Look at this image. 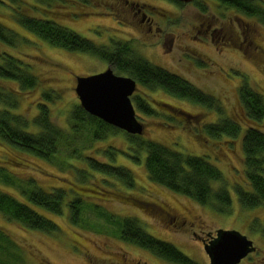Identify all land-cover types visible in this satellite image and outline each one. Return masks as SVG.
I'll list each match as a JSON object with an SVG mask.
<instances>
[{"label":"rangeland","instance_id":"obj_1","mask_svg":"<svg viewBox=\"0 0 264 264\" xmlns=\"http://www.w3.org/2000/svg\"><path fill=\"white\" fill-rule=\"evenodd\" d=\"M59 5L57 20L63 25L100 45L110 43L111 39L130 41L147 60L215 95L226 116L244 119L239 98V86L244 79L264 94V22L223 1L194 0L177 5L170 0H93L91 5H86L64 0ZM0 22L20 35L16 47L0 44V49H7L30 63L39 79L35 88L21 92L16 112L32 121L39 102L45 101L54 121L66 127L70 110L79 103L75 92L77 76L96 74L113 66L95 55L49 44L19 26L7 9L0 8ZM0 81L18 88L12 80ZM44 93L49 94L48 99L44 98ZM135 95L162 110L156 116H149L136 109L144 125L140 137L154 139L184 154L206 156L217 165L232 196L230 213H219L151 181L144 159L134 162L127 155L133 152V147L130 148L121 132L110 133L91 147L88 141L82 154L109 165L129 168L134 178L131 186L114 179L106 180L99 171L90 169L85 159H70L66 149L59 158L84 169L92 175L90 178L88 174L78 173L74 166H60V159L49 162L10 147L2 140L0 163H5L17 177L34 179L44 189L60 186L104 211L136 219L147 233L175 245L196 264H210L204 240L215 236L218 229L238 230L253 240L255 251L240 264H264V207L244 208L235 190L246 178L241 137L230 142L226 136L214 138L201 132L202 126L219 117L217 109L140 85ZM155 100L171 103L194 117L182 123L176 122L178 117L171 114L176 120H169L168 113ZM28 129L36 130V127L31 123ZM0 188L17 193L3 182ZM67 210L66 207L63 215L40 210L59 224L60 230L52 233L25 229L2 214L0 226L27 249L28 264H183L121 239L116 234V226L98 218L91 210L84 212L83 225L73 226ZM175 213L179 217L174 218Z\"/></svg>","mask_w":264,"mask_h":264},{"label":"trees","instance_id":"obj_2","mask_svg":"<svg viewBox=\"0 0 264 264\" xmlns=\"http://www.w3.org/2000/svg\"><path fill=\"white\" fill-rule=\"evenodd\" d=\"M74 1L76 4L82 2L86 5H91L93 2V0ZM171 1L177 5L184 4L178 0ZM220 1L264 22L262 1ZM62 3L64 0H0V8L9 10V14L19 26L49 44L69 51L95 55L110 63L117 74L131 76L137 80L138 85L147 90H162L172 97L192 104L217 109L219 117L202 126L201 132L214 138L226 136L230 142L241 137L246 178L235 186L238 200L244 208L264 207V94L253 88L248 79H244L239 86L244 119L226 116L215 95L182 75L147 60L136 51L130 41L111 39L110 43L100 45L60 23L56 14L60 11L57 9L59 4ZM19 41L20 35L0 22V44L16 47ZM31 69V64L22 57L7 49H0V79L12 80L18 85V88H14L0 81V140L10 147H16L15 149L18 148L49 162L59 160V155L63 153V149H66L69 151L67 156L70 159H85L84 162L86 161L89 168L99 171L106 180L114 179L123 185L131 186L134 178L129 168L109 165L102 162L103 160L82 154V150L88 147V141L91 147L94 142L105 138L108 134L121 132L128 140L130 148L133 147V152L127 155L134 162H142L144 159L151 181L172 192L210 206L219 213L231 212L233 200L223 172L206 156L184 154L154 139L140 137L142 134H129L91 115L80 102L74 104L70 110L66 127L54 121L50 107L45 101L39 102L38 112L32 121L20 112H16L19 108L21 92L33 89L39 84L37 75ZM48 97L49 94L44 93V98L48 99ZM132 100L138 112L144 115L156 116L160 114L158 111H162L135 93ZM155 101L168 113L166 118L169 120H176L171 114L178 117L176 122L182 123H185L188 117H194L192 113L178 109L171 103ZM31 123L36 130L28 129ZM109 154L112 158V154L110 152ZM5 165L0 163V182L17 190V193H13L0 188V214L5 219L16 222L28 230L52 233L60 230L59 224L40 210L63 215L67 207V216L73 226L83 225V222H86L84 212L91 210L97 213L98 218L116 226V234L121 239L146 248L166 260L196 264L175 245L147 233L136 219L123 218L104 211L97 204L73 195L60 186L44 189L37 185L34 179L17 177L18 175L8 170V166ZM59 165L74 166L65 159H60ZM77 170L82 175L88 174L89 178L92 176L82 168ZM215 183L221 185L215 186ZM27 254V249L0 226V264H28Z\"/></svg>","mask_w":264,"mask_h":264},{"label":"water","instance_id":"obj_3","mask_svg":"<svg viewBox=\"0 0 264 264\" xmlns=\"http://www.w3.org/2000/svg\"><path fill=\"white\" fill-rule=\"evenodd\" d=\"M137 89L136 79L116 74L110 65L102 72L77 76L75 86L80 104L88 113L129 134H143L144 125L132 101ZM204 247L210 264H240L255 251L253 240L234 229H218L215 236L204 240Z\"/></svg>","mask_w":264,"mask_h":264},{"label":"flooded vegetation","instance_id":"obj_4","mask_svg":"<svg viewBox=\"0 0 264 264\" xmlns=\"http://www.w3.org/2000/svg\"><path fill=\"white\" fill-rule=\"evenodd\" d=\"M144 17H146V15L144 14ZM159 209H161V210H163L164 212H165V210L164 209H162V208H159ZM167 213V212H166ZM174 218H177V217H179V214H177L176 215V213H175V215L173 216Z\"/></svg>","mask_w":264,"mask_h":264}]
</instances>
